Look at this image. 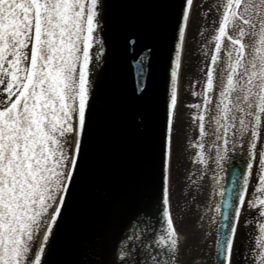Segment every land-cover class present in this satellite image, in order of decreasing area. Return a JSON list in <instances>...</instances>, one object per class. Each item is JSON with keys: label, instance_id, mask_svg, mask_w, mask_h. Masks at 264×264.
I'll list each match as a JSON object with an SVG mask.
<instances>
[{"label": "snow or ice", "instance_id": "1", "mask_svg": "<svg viewBox=\"0 0 264 264\" xmlns=\"http://www.w3.org/2000/svg\"><path fill=\"white\" fill-rule=\"evenodd\" d=\"M193 6L194 0H181L176 12L177 35L168 72L157 196V211L167 228L156 236L157 254L152 256L151 264H181V257L187 264H207V256L213 257L216 264H232L235 234L246 200L244 189L253 169L264 191V0H220L209 5L205 13L209 17L215 13L219 19L212 21L218 27L213 36L211 65L200 70L202 91L192 92L194 97H202L205 107L192 120H198L200 135H204L205 113L214 103L215 115L209 120L222 128L225 144L230 131L232 138L246 144V170L239 191L224 189L219 193L224 196L226 192L228 199L215 207L222 219L210 220L209 228L215 226L211 248L212 233L202 230L198 250L193 254L187 244L182 250L170 215L172 146L179 107L181 42ZM97 9L98 0H0V264H46L56 233L91 179L89 142L95 127L92 101L106 52L105 40L100 36L103 18ZM225 40L227 55L223 57ZM128 43L135 45L134 40ZM218 59L223 69L217 65ZM133 66L139 69L141 78L135 93L143 95L146 85L141 84L148 71L143 57L134 59ZM216 71L220 73L218 96L214 87ZM187 107L200 109L198 103ZM197 146L203 148L204 144ZM196 159L207 163L203 152L197 153ZM233 197L236 204L230 203ZM247 203L252 209L256 201L250 199ZM258 203V216L264 218V199ZM45 228L43 242L32 259L35 239ZM257 228L260 235L255 247L250 246L251 259L255 264H264V223H258ZM133 229L127 241L139 242L146 252L145 241L150 238L144 235L147 224L141 230L134 223ZM205 248H209L207 256ZM126 254L135 255V250ZM80 264L90 262L85 257Z\"/></svg>", "mask_w": 264, "mask_h": 264}, {"label": "water", "instance_id": "2", "mask_svg": "<svg viewBox=\"0 0 264 264\" xmlns=\"http://www.w3.org/2000/svg\"><path fill=\"white\" fill-rule=\"evenodd\" d=\"M181 0H98L101 33L108 37L92 101L95 127L89 142L91 179L71 215L52 241L46 264H137L157 254L156 236L167 225L157 211L161 154L169 85ZM134 40V47L128 41ZM141 56L148 71L141 79L133 60ZM242 172L234 167L224 189L239 191ZM223 189V190H224ZM228 199L225 192L220 203ZM237 203L236 197L230 201ZM222 219L218 215L217 222ZM143 221V223H141ZM147 224V250L127 241ZM155 233V236L151 234ZM135 250V255H127ZM164 258L163 256L161 257ZM214 263L216 264L215 260Z\"/></svg>", "mask_w": 264, "mask_h": 264}, {"label": "rangeland", "instance_id": "3", "mask_svg": "<svg viewBox=\"0 0 264 264\" xmlns=\"http://www.w3.org/2000/svg\"><path fill=\"white\" fill-rule=\"evenodd\" d=\"M219 2L220 0H194V6L190 12L187 33L184 41V65L180 76V88H182V93L178 96L179 107L176 125L174 128L175 135L173 139L172 153L175 152V156H177V159L175 160V164L174 160L172 159L171 177L173 173L174 179L172 178V193H170V197L172 196L173 201V207L170 206L171 214L173 222L176 226V230L177 232H179V237L182 242V250L185 244H187L191 247L193 254L198 250L199 243L201 242L202 230L203 232H207L208 228H206V226L209 227L210 220L213 219V207L215 205V200L217 199L220 192V179L218 178L219 170L215 166H212L210 168V165H208V163L212 159L211 155H213V150H211V148L214 132H211V134L208 135V133H206L205 131L204 135H200L198 120L193 121L192 126L189 124L190 118L194 116L197 117V115H199V112H201V103H199L200 100L198 102L197 100L190 101L191 97L193 96V88L194 86H196V83L193 80V77H195V70L193 69H195L199 64L204 63L205 61L199 58L200 54L202 55V57L206 58L214 50L213 47L215 45V42L213 40V36L215 35V28L218 27V23L213 24L212 22L213 19L218 21V15L213 13V16L209 17L205 16V13L207 12L209 5H215ZM205 21L207 23H205ZM206 53L207 55H205ZM197 89L199 90L198 87H196V91ZM2 99L3 94L2 89H0V100ZM193 103H198L200 105V109H189L188 107H186V105ZM190 135H192V142H188ZM183 143H185L186 148H189L187 147L188 144L193 145L191 153L192 157L189 159H186L185 157L184 159L182 158L183 150H181V148L184 146ZM201 143L204 144L203 148L197 146ZM190 150L191 149L187 151ZM202 151L205 153L204 159L207 161V163L202 164L198 160L197 163L199 165V170H201V168L205 169L206 167H208V175L210 176H208V178L206 175H204V178L200 179L201 174L198 171V167L195 163L194 158L195 154ZM179 159H181L183 170L182 167L179 168ZM215 161L216 158H214V162ZM181 170L183 171L184 179L179 181ZM186 178L190 179L189 185H186L185 189L181 190L180 184L186 183ZM216 180H218V184L216 183ZM197 184H200L201 188L198 187ZM251 195L252 194H250V196ZM181 197L186 200V202L183 204H180V200H182ZM196 204H199L198 212H196L197 209L194 211L191 209ZM206 214L208 215V217L206 216ZM198 228H200V232ZM236 238L238 239L236 241L237 243H235L233 254H235V252L237 251L238 252L236 254V258L233 259L232 264H248L251 254L249 246L250 240L242 242L243 244L241 243L237 248L238 241H240L241 238L238 234ZM253 239L254 237L251 238V242H253ZM207 249L208 248H205L206 255ZM182 258L185 259V257ZM245 258L248 260V262Z\"/></svg>", "mask_w": 264, "mask_h": 264}, {"label": "flooded vegetation", "instance_id": "4", "mask_svg": "<svg viewBox=\"0 0 264 264\" xmlns=\"http://www.w3.org/2000/svg\"><path fill=\"white\" fill-rule=\"evenodd\" d=\"M262 143H264V140H262ZM246 152H247L246 144L243 141H241L239 138H237L236 151H235L237 164H239L243 168L244 172L246 170V166L244 163V161L247 158ZM257 175L258 174L256 170L253 169V173L252 176L250 177L249 185L246 189H244L246 200L244 205L242 206V214L239 217V221H238V225H239L238 227L240 228L238 231V235L240 236L241 240L246 239L251 235V233L249 232L250 229L255 230L253 233L254 234L253 237L255 236L254 239L256 240V237L260 235L259 230L257 228V224L264 223V218H260L257 212V209L259 208L258 201L260 199H264V191L260 190V186L258 185ZM254 188H255V196H253ZM250 194L252 195L250 196ZM250 199H254L256 201L253 210L249 209L247 203V201ZM246 221H249L247 225H246ZM248 264H255V262L251 259V254Z\"/></svg>", "mask_w": 264, "mask_h": 264}, {"label": "bare ground", "instance_id": "5", "mask_svg": "<svg viewBox=\"0 0 264 264\" xmlns=\"http://www.w3.org/2000/svg\"><path fill=\"white\" fill-rule=\"evenodd\" d=\"M100 36H101L102 39L105 40V43H106L107 40H108V37H107L106 35H103L101 32H100ZM182 45H183V41L181 42V54H182ZM96 47H97L96 45H93V48H94V49H96ZM104 47H105V49H106L105 44H104ZM105 53H106V52H105ZM104 55H105V54H104ZM180 59H181V58H180ZM178 75H179V74H178ZM168 88H169V85H168ZM177 88H179L178 81H177ZM186 156H187L188 159H189V158L191 157V151H187ZM185 182H186V183H189V182H190V179H189V178H186ZM45 231H46V228L43 229V230H41V231L39 232V235H38V237H37L36 249H38L39 246H40V244L43 242V236H44V232H45ZM179 240H180V237H179ZM180 244H181V247H182V242H181V240H180ZM36 249H35V250H36ZM33 259H34V256H33ZM181 264H187V260H186V258L183 259V258L181 257Z\"/></svg>", "mask_w": 264, "mask_h": 264}]
</instances>
